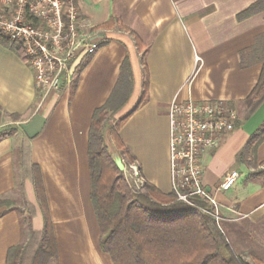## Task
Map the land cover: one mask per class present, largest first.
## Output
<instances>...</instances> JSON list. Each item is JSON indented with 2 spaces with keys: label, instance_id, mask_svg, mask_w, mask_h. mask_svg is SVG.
<instances>
[{
  "label": "crops",
  "instance_id": "1",
  "mask_svg": "<svg viewBox=\"0 0 264 264\" xmlns=\"http://www.w3.org/2000/svg\"><path fill=\"white\" fill-rule=\"evenodd\" d=\"M257 1L75 0L84 33L100 39L101 47L82 65L75 63L59 94L38 91L26 60L0 44V129H14L3 138L5 129L0 131V200L13 204L6 213L7 207L0 208V264H6L10 247L29 239L31 228L40 231L45 226V219L38 221L42 210L35 186L24 179L22 144L41 170L58 247L55 264H114L100 249L89 147L94 113L112 96L125 61L131 67L133 91L120 110L131 114L120 137L136 158L142 179L163 193L171 192V102L217 99L236 109L234 131L204 156L203 182L214 189L228 172H240L236 184L215 197L228 228L234 223L236 233L238 228L251 229L241 230V235L252 245L234 246L237 255L249 264H264V246H254L255 232L264 226V183L248 178L264 168V142L253 167L240 160L264 118V102L249 117L244 105L258 83L262 63L242 68L240 62L241 52L264 35V13L244 21L237 18ZM137 41L144 44L142 50ZM146 80L147 100L136 109ZM20 197L35 211L30 228L18 209Z\"/></svg>",
  "mask_w": 264,
  "mask_h": 264
},
{
  "label": "trees",
  "instance_id": "2",
  "mask_svg": "<svg viewBox=\"0 0 264 264\" xmlns=\"http://www.w3.org/2000/svg\"><path fill=\"white\" fill-rule=\"evenodd\" d=\"M259 13H264V0H258L237 18L244 21ZM0 44L24 59L21 46L5 39L1 33ZM137 44L140 50L144 48L140 41ZM145 53L142 54L143 62ZM240 62L242 68L262 63L258 83L244 101L249 117L264 102V35L252 48L241 52ZM132 91L131 67L125 61L112 96L95 111L90 129L91 199L101 231L100 249L110 256L114 264H249L237 255L216 219L204 211H211L204 198L193 196L191 204H188L179 201L172 192L163 193L149 182L144 181L140 191L127 180L113 155L117 153L121 162L126 161L127 164L136 161L120 137V131L131 114L117 124L108 123L127 103ZM147 95L148 80L144 83L136 109L146 102ZM13 132L14 129L8 128L1 137ZM263 142L264 123L250 137L240 153V160L247 165L253 163ZM19 153L24 179L31 180L35 186L45 226L40 231L31 228L26 242L10 247L6 264H52L58 260V247L48 214L41 170L30 162L25 144H22ZM261 165L264 166V162ZM248 178L264 183V168L251 172ZM12 205L9 201L0 200V208L7 207L3 213L11 210ZM26 209L30 213V228L35 211L29 205Z\"/></svg>",
  "mask_w": 264,
  "mask_h": 264
},
{
  "label": "built area",
  "instance_id": "3",
  "mask_svg": "<svg viewBox=\"0 0 264 264\" xmlns=\"http://www.w3.org/2000/svg\"><path fill=\"white\" fill-rule=\"evenodd\" d=\"M84 28L75 0H0V33L21 46L35 88L44 96L59 94L75 63L82 65L100 49V39ZM237 120L236 109L224 100L174 99L168 108L171 192L188 204L193 196L204 198L211 207L204 211L218 224L224 219L215 194L230 190L241 174L234 169L209 189L203 182L204 156L234 131ZM123 165L134 171L140 182L130 174L132 184L142 190L145 182L136 164Z\"/></svg>",
  "mask_w": 264,
  "mask_h": 264
},
{
  "label": "rangeland",
  "instance_id": "4",
  "mask_svg": "<svg viewBox=\"0 0 264 264\" xmlns=\"http://www.w3.org/2000/svg\"><path fill=\"white\" fill-rule=\"evenodd\" d=\"M126 115H127L126 111H124V110L123 111H120V112H118L117 114H115L113 116V118L110 120V122L108 124H117ZM262 119H264V118H261V120H259V121H261V122H259V123H261L258 126L259 128L264 123V120H262ZM8 128H11V127H5L3 129L6 130ZM250 128L251 127L249 126V128H247V129H250ZM3 129H0V131L3 130ZM115 156H118V154L117 153H114V155H113V158L116 161ZM168 156H169V142H168ZM125 163H126V161H122V162L119 161L118 162V165H120V167L123 170V173H124L125 177L127 178V180L130 183L133 182V184H135V181H137L139 183L140 181L135 176L134 171L130 167H128V166L126 168H124V165L123 164H125ZM251 166H252V164H251ZM257 169H258V167H256V165H255V170H257ZM130 174L133 175V178L136 177L135 178V181L132 179V177L130 176ZM17 203H18V209L22 213V219L24 220V223H27L30 220L29 213L26 211L27 209L25 210L27 204L23 200V197H20L19 200L17 201ZM41 219H44L43 212H42V215L38 218V221L41 220ZM231 224H232V226L228 228V226L225 225V221L224 220L220 222V225L223 228L224 233H225L228 241L230 242L231 246H233V247L234 246H251L252 244H250L248 242V240H247L249 238L245 237L244 235H241V230H243V231H246L247 230L248 232H251L250 227H246V228L244 227L243 229L238 228V233H236L237 231L234 228V223H231ZM36 225H37V223H36ZM254 236H255L254 238H255V242H256L254 246H264V226L260 227L259 230H258V232H255V235ZM262 253L264 254V252H262ZM52 264H55V261H53Z\"/></svg>",
  "mask_w": 264,
  "mask_h": 264
},
{
  "label": "water",
  "instance_id": "5",
  "mask_svg": "<svg viewBox=\"0 0 264 264\" xmlns=\"http://www.w3.org/2000/svg\"><path fill=\"white\" fill-rule=\"evenodd\" d=\"M115 158H116V162H117V163H118L119 161H121L120 158H119L118 156H115Z\"/></svg>",
  "mask_w": 264,
  "mask_h": 264
}]
</instances>
